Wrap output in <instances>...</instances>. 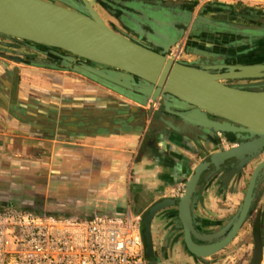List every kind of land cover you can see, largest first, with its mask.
Listing matches in <instances>:
<instances>
[{"label":"crops","instance_id":"1","mask_svg":"<svg viewBox=\"0 0 264 264\" xmlns=\"http://www.w3.org/2000/svg\"><path fill=\"white\" fill-rule=\"evenodd\" d=\"M118 1L120 6L107 11L119 14L121 35L159 53L169 50L175 22L160 0ZM36 51L48 58L0 55V210L83 218L131 213L140 219L143 236L145 213L160 205L150 222L158 264H252L255 233L264 264V174L233 240L209 257L191 254L174 191L186 187L206 157L221 151V134L201 126L173 98L154 107L145 100V84L133 76L113 70L119 82L113 83L70 62L65 67L52 50ZM227 135V143L235 137ZM251 161L239 170L228 164L199 180L192 223L212 244L227 235L239 213L256 167ZM144 254L149 263L145 248Z\"/></svg>","mask_w":264,"mask_h":264},{"label":"water","instance_id":"2","mask_svg":"<svg viewBox=\"0 0 264 264\" xmlns=\"http://www.w3.org/2000/svg\"><path fill=\"white\" fill-rule=\"evenodd\" d=\"M81 1L87 9L86 14L45 0H0V34L58 48L105 68L80 69L87 75H96L113 83H119L111 75L113 70L133 76L148 89L143 91L145 100L173 98L177 104L189 108L190 116L207 130L233 134L240 139L238 146L206 157L195 169L186 184L184 196L179 199L184 240L189 252L205 258L221 251L248 218L257 182L264 174V160L252 171L239 213L222 240L212 244L211 236L195 230L191 201L202 174H210L228 164H237L235 170H239L264 153V91H250L223 83L229 79L264 77V64L222 66L219 69L227 71L221 73L184 65L115 32L87 0ZM159 206L149 209L143 219L144 248L149 264H158L150 244V222L153 211ZM198 241L211 244H198ZM255 245L252 264H260L262 241L259 233H255Z\"/></svg>","mask_w":264,"mask_h":264},{"label":"rangeland","instance_id":"3","mask_svg":"<svg viewBox=\"0 0 264 264\" xmlns=\"http://www.w3.org/2000/svg\"><path fill=\"white\" fill-rule=\"evenodd\" d=\"M45 1L70 9L73 8L69 5H74L77 7L76 9L78 11L85 14L87 13V9L81 0H65V4H61L62 0ZM87 1L103 21H108L111 24V29H116L119 34L122 33V29H120L119 26L122 25L119 21V14L117 15L116 12H114L116 15H113L107 11V7L114 3V8H117L120 1ZM160 3L164 11H167L170 15L173 14L171 20L175 22V27L171 30L176 31L175 37L168 35L169 40H171V46L168 51L162 52L167 58L184 65L217 73L227 71V69H219V67L222 66L264 64V3L254 4L236 1L224 3L203 2L201 0H160ZM122 13L123 15L125 14V12ZM168 19H170V17H168ZM171 33L173 32H170V34ZM137 41L140 40L138 39ZM151 46L157 47L154 45ZM35 48L37 50H52L56 52L58 56H62L65 67L68 62L74 65L75 69L79 68L81 70L85 67L99 66L58 48L0 34V55L3 57L7 58V54L17 57H28V54H30L32 57L44 56L48 58L45 54L36 51ZM20 52L26 56H21V54H19ZM223 83L240 89H262L264 88V77L253 79H229L224 80ZM227 136L228 135L224 134L219 136V143L221 147L223 145L221 150H226L225 147L229 146L230 148L236 143L238 146L241 141L240 139L232 137L228 144L226 142V140H229ZM262 160H264V153L254 158L251 163L254 162V164L257 165Z\"/></svg>","mask_w":264,"mask_h":264},{"label":"built area","instance_id":"4","mask_svg":"<svg viewBox=\"0 0 264 264\" xmlns=\"http://www.w3.org/2000/svg\"><path fill=\"white\" fill-rule=\"evenodd\" d=\"M245 2L264 0H201ZM157 107V101L151 102ZM237 146V143L230 148ZM230 149L229 146L225 147ZM179 185L174 196L185 194ZM0 264H149L140 219L126 215L57 217L21 208L0 210Z\"/></svg>","mask_w":264,"mask_h":264},{"label":"flooded vegetation","instance_id":"5","mask_svg":"<svg viewBox=\"0 0 264 264\" xmlns=\"http://www.w3.org/2000/svg\"><path fill=\"white\" fill-rule=\"evenodd\" d=\"M53 1H54V0H53ZM61 4H65V0H62V1H61ZM69 6H71V8H73L74 10L78 11V10L76 9V8H77L76 6H74V5H69ZM79 12H80V11H79ZM174 35H175V33L172 34L171 37H175ZM169 41H171V40H169ZM138 44H140V43H138ZM140 45H142V44H140ZM143 46H144V45H143ZM145 47H146V46H145ZM147 48H148V47H147ZM149 49H150V48H149ZM151 50H152V49H151ZM154 51H155V50H154ZM156 52H157V51H156Z\"/></svg>","mask_w":264,"mask_h":264},{"label":"trees","instance_id":"6","mask_svg":"<svg viewBox=\"0 0 264 264\" xmlns=\"http://www.w3.org/2000/svg\"><path fill=\"white\" fill-rule=\"evenodd\" d=\"M246 90H250V91H257V89H246Z\"/></svg>","mask_w":264,"mask_h":264},{"label":"bare ground","instance_id":"7","mask_svg":"<svg viewBox=\"0 0 264 264\" xmlns=\"http://www.w3.org/2000/svg\"><path fill=\"white\" fill-rule=\"evenodd\" d=\"M152 102V101H151Z\"/></svg>","mask_w":264,"mask_h":264}]
</instances>
